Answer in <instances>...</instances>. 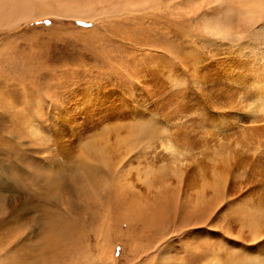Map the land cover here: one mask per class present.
I'll use <instances>...</instances> for the list:
<instances>
[{
  "label": "bare ground",
  "instance_id": "1",
  "mask_svg": "<svg viewBox=\"0 0 264 264\" xmlns=\"http://www.w3.org/2000/svg\"><path fill=\"white\" fill-rule=\"evenodd\" d=\"M182 1L181 8L174 0H127L108 11L136 19L110 26L126 50L115 69L105 67L111 82L132 79V93L102 80L99 90L81 87L57 102L31 129L47 154L43 177L71 198L107 195L110 214L128 226L139 220L147 229L165 218L176 232L212 225L240 251L190 244L195 262L264 264V52L238 44L239 24L260 20L264 0ZM179 11L181 24L194 26L189 37L178 34ZM165 54L167 65H186L164 71L157 60ZM226 213L228 224L215 226Z\"/></svg>",
  "mask_w": 264,
  "mask_h": 264
},
{
  "label": "rangeland",
  "instance_id": "2",
  "mask_svg": "<svg viewBox=\"0 0 264 264\" xmlns=\"http://www.w3.org/2000/svg\"><path fill=\"white\" fill-rule=\"evenodd\" d=\"M125 1L0 0V194L4 203V208L0 206V264H209L188 257L190 244L240 253L216 236L212 225L176 232L169 224L172 218H165L161 225L150 224L147 229L139 220L128 226L124 216L110 214L107 195L99 202L71 198L57 189L55 180L43 177L47 154L31 129L46 119L57 102L81 87L99 90L102 80L109 82V88H114L112 83L122 84L119 90L125 95L132 93V79L111 82L113 76L105 68L115 69L114 58L126 50L110 26L136 20L110 13ZM181 1L174 3L182 8ZM200 6L207 8L205 3ZM211 8L214 12L209 16L216 12ZM81 10L92 14L80 15ZM175 16L180 22L178 34L189 37L193 25L181 24L185 16L180 11ZM239 26L238 44L243 49L247 46L244 51L264 52V16ZM161 38L158 35L159 43ZM171 45L175 47L172 41ZM180 54L177 50L175 56ZM165 55L157 60L167 66L164 71L186 65L176 60L178 65H167L172 62ZM102 74L111 77L105 80ZM223 215L215 226L228 224L229 214Z\"/></svg>",
  "mask_w": 264,
  "mask_h": 264
}]
</instances>
